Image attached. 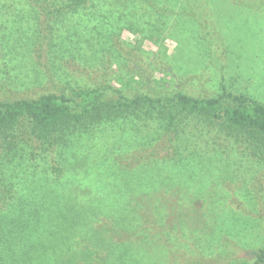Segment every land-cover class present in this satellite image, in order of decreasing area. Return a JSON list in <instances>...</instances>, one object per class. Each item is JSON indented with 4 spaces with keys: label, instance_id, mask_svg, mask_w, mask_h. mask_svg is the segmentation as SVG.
<instances>
[{
    "label": "rangeland",
    "instance_id": "1",
    "mask_svg": "<svg viewBox=\"0 0 264 264\" xmlns=\"http://www.w3.org/2000/svg\"><path fill=\"white\" fill-rule=\"evenodd\" d=\"M68 2L0 0L3 92L99 85L132 97L171 86L216 95L224 82L264 101V4L207 0V14L196 2ZM46 10L59 14L47 45L38 42ZM9 32L46 55L37 62L21 48L7 77ZM145 113L79 126L56 150L61 174L51 184L0 173L16 192L0 205V264L253 263L250 251L264 248V159L202 118H179L186 138L164 146Z\"/></svg>",
    "mask_w": 264,
    "mask_h": 264
},
{
    "label": "trees",
    "instance_id": "2",
    "mask_svg": "<svg viewBox=\"0 0 264 264\" xmlns=\"http://www.w3.org/2000/svg\"><path fill=\"white\" fill-rule=\"evenodd\" d=\"M133 1L146 3L154 9H159L160 5L171 1L196 2L198 5H204L205 9V2H207V0ZM233 1L252 6L258 3L264 4V0ZM44 2L47 4L49 0ZM86 3L88 0H69L66 7L75 9ZM205 10L207 14L210 13L207 7ZM45 14L47 21L51 23L46 26V31L39 33L38 42L47 45V41L52 40L56 33L52 24L55 23L59 14L54 10H46ZM219 20L228 23L227 19L223 20L222 17ZM4 36L12 40L14 49L8 51L10 55L1 54V57L6 59L4 66L7 67L4 72L7 77L8 68L13 69L19 66L11 63L16 56L21 58L24 53V51L19 53L21 48L25 47L27 49L25 52L29 51L34 60L43 54L46 55L42 51L37 53L35 48H28L29 40L27 41L17 33L9 32ZM202 41L210 42L209 44L212 45L210 37L206 36ZM225 42L229 48L231 42L227 38ZM24 43L26 44L23 45ZM20 60L22 62V59ZM27 67L30 66L26 65ZM115 79L121 84H129L123 82L119 74L115 76ZM6 82V79L0 80V93L5 94L0 98V173L9 172L17 176L38 175L39 183L51 184L46 179L55 177L52 173L61 174L56 150L70 143V139L76 133L74 131L78 130L79 126L96 125L111 121L118 116L131 115L130 113L135 116L141 110L146 112V118L156 119L159 122L160 137L158 138L164 146L171 145L172 141L178 138L184 139V134L178 131L179 118H202L209 121L211 125L217 124L222 132H225V135L233 139L235 143L248 146L251 152L249 154L254 158L264 159V101L237 91L236 88H227L224 82L220 84V91L216 95L204 93L193 95L184 88L161 86L154 88V92H136L132 97H128L119 89L114 90L115 94L111 92L109 94L97 85L73 86L64 90L51 87L53 89L43 91L31 98L12 97L3 92ZM191 125L194 126V124ZM15 194L14 188L0 182L1 206L11 203ZM250 256L254 259L252 264H264V248L251 250Z\"/></svg>",
    "mask_w": 264,
    "mask_h": 264
}]
</instances>
